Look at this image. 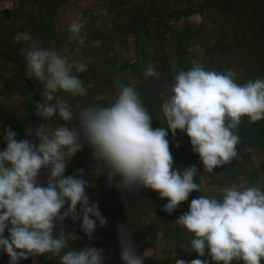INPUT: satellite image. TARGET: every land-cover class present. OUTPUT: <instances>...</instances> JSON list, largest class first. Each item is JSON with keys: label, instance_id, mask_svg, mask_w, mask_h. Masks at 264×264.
Segmentation results:
<instances>
[{"label": "clouds", "instance_id": "9594fccd", "mask_svg": "<svg viewBox=\"0 0 264 264\" xmlns=\"http://www.w3.org/2000/svg\"><path fill=\"white\" fill-rule=\"evenodd\" d=\"M83 29L84 23L77 20L67 28L69 39L76 38L78 46L85 43ZM13 41L27 45L19 52L25 58L28 77L43 86V102L35 108L37 115L43 120L58 115L64 122L71 121L76 114L59 93L73 97L87 94L75 74L86 71V65L60 51L43 48L42 41L33 38L30 31L18 32ZM79 52L80 47H76L72 55ZM236 75L231 68L205 70L196 61L187 70H177L170 89L166 85L160 93L166 127L153 128L140 93L119 82L117 97L107 105L77 104L78 128L66 124L53 128L41 123L29 133L37 141L34 143L17 140V133L10 126L4 127L6 147L0 150V250L8 255L9 264L46 253L58 256L60 264H103V249L85 246L65 251L70 241L79 239L74 232L64 231L66 217L73 222L79 220L89 238L97 222L107 226L98 202H91L86 194L85 189L94 184L83 178V169L64 175L68 161L84 144L90 147L96 164L93 178L105 174L106 166L108 179L119 178V189H151L160 198H167L161 210L168 214L187 201L190 193L199 192L196 166H186L182 171L173 167L167 136L169 132L175 136L178 130L185 133L204 171L212 173L214 168L230 164L237 154L241 118L247 116L249 123L264 119V79L239 84ZM144 76L158 77L159 72L149 63ZM42 174L46 176L43 183ZM58 221L63 230L57 235ZM174 222L193 235L190 250L199 257L207 253L215 264L264 261V190L255 185L232 184L222 190L219 199L194 197L188 210ZM117 231L124 264H143L130 230L118 225ZM175 264H209V260L177 259Z\"/></svg>", "mask_w": 264, "mask_h": 264}, {"label": "rangeland", "instance_id": "374dc122", "mask_svg": "<svg viewBox=\"0 0 264 264\" xmlns=\"http://www.w3.org/2000/svg\"><path fill=\"white\" fill-rule=\"evenodd\" d=\"M58 1L60 0H0V36L4 34V37H0V114L4 118L11 116L8 119L9 122H12L14 119L15 122H18L24 115L22 114L24 102L22 99L26 91L18 88L22 84L21 81H26L25 79L27 77L29 79L28 83L33 86L32 88L38 87L41 92L43 91V86L38 80L28 77L25 58L19 52V49L23 47V45L16 42L11 45V43L7 42L5 39L13 37V35L24 30L22 26L27 24L28 19L31 21L30 24L35 27H41L42 25L32 22L46 24L48 20L50 21L49 37L42 43L43 48L60 51L62 54L68 55L69 59H78L88 67V69H86L88 75L82 76V80L87 82L84 87L87 89V93L93 94L96 103L100 100L102 101L101 106H104L112 102L119 92L117 82L126 86L131 85L140 93L142 102L152 117V123H156L158 127H166V121L161 110L162 99L160 93L166 90V85L170 89L174 83L173 76L177 71L176 66L178 60L180 61L178 70L189 69L193 61L203 65L205 70L225 71L231 68L237 73L235 80L239 84H243L248 80H255L258 78L264 79V69H258V64L256 63L257 57L254 50H249L247 54L248 74H245V69L241 66L242 64L236 57L238 56L236 50L239 49V45L235 40L232 24L224 21L220 14L210 9L198 8L197 6L201 3V0H161L163 8H160L158 15L152 17L153 19H157V21L162 19L169 29V33L167 32L165 34L162 44L163 46L167 43L166 47L169 48L167 50L168 52L162 57H166L167 60H170L172 69L164 68L163 71L155 69L159 72V76L153 78H151V76H144L141 63L138 65L136 64V68H131L132 65L135 66L134 64L136 61L138 62V60H141L140 50L142 49L141 41L143 39V33L137 32V34L139 33V39L136 42L137 34L136 36L130 34L121 37L111 30L118 20L116 21L117 17L111 11L108 13L109 6L114 2L121 3L123 0H65L60 2V5L56 8L55 3ZM141 2V0H127V4L130 6H140ZM31 5L32 7H30ZM92 6H94V14L92 12ZM121 7H123V5ZM4 8H10L12 10V19H4V21H2L1 12ZM54 9H56V11L53 15L50 12ZM35 12L39 14L36 15ZM72 20L82 21L84 23V29L82 31L86 33V39L82 46L77 45L76 38L69 39L71 34L67 31V28ZM157 21L153 20V22ZM133 26L134 25H131V27ZM152 27L154 28L153 25ZM170 34L187 39L188 45L184 50L180 51V53H178V51L175 52L176 40L170 36ZM58 36L61 38L59 42H56L55 38ZM76 47H80V52L78 55L73 56L72 53ZM137 51H139V54H136ZM1 53L3 55H1ZM15 58L24 61L25 75H22V72H20V65ZM245 59L247 60L246 57ZM151 60L152 58L149 59V61ZM123 63H127L126 66H122ZM152 64L154 66L158 65L156 61H153ZM80 73L75 74L79 77ZM246 76L248 80L245 78ZM20 82L21 84L19 85ZM4 83H10V88H4ZM8 94L9 98L6 97ZM62 94L65 93H59L60 96ZM29 114L33 118L32 110H29ZM26 118L27 120L29 119V117ZM40 122L55 123V127L66 124L51 118L48 120L37 119V121L35 120L30 123L29 133H33ZM66 126L78 128L76 125L66 124ZM245 128L240 125L237 134L240 140L242 138L247 141L248 146H250L248 150H251V156V152L256 151V147L260 146L263 138L259 133L258 126L253 125ZM1 132L0 130V133ZM30 136V141L34 143L37 142L34 136ZM236 148L241 154H247L242 146L239 147V143ZM188 164L196 166L197 174L199 175H197V178L200 179L202 190L206 194L222 192L225 187L231 186L232 184L247 186V182L244 181L246 175L231 177L226 168V164L214 168L212 173L204 171L203 164L200 162L197 153H191ZM254 164L255 165L246 163L245 169L250 171L252 167H257V163L255 162ZM95 166L96 164L92 158L91 149L87 144H84L81 150L68 161L64 175L74 174L77 169H83V178L88 180L90 184H94V186L85 189L91 202H103L108 195H113L115 197L117 195V197H119V194L121 195L122 193V189L115 188V183L112 179L107 178L108 169L106 166H104L105 174H100L95 178L91 176V172ZM258 169L260 170L261 168L259 167ZM40 180L41 183H43L46 180V176L42 174ZM249 182L255 185L254 179H251ZM116 183H119L118 177ZM97 190H99L100 193L96 192ZM141 191L146 195L148 192L153 194L158 193L154 190L145 188H141ZM149 198L150 195L148 196V199ZM108 202H115V199L112 198V201L109 200ZM66 207L67 205H65V208ZM77 208H79V205ZM121 218L122 216L114 220L115 229H113V233H116L115 235L117 236V226L122 225ZM152 218V216L142 217L141 223L137 225L135 237L137 255L145 256L148 259L152 258L156 264H175V261L180 259L179 257L181 255L185 256L190 254V248L188 246L190 240L193 238L191 233L179 229L182 227L177 225L180 233L175 234V229L169 231L165 229L166 222L158 220L156 223H153ZM80 223L79 220L73 222L72 219L67 217L63 221L65 232H74L79 236L78 240L69 242L68 249H65V251L72 248L80 250L85 246H94L87 243L94 237V233L92 237L89 238V236L81 230ZM99 226V222H97L95 230H97L98 234ZM62 230L63 225L58 221L55 230L56 234L58 235ZM7 235L8 233L5 231V236ZM166 236L171 237V239H168L169 237L165 239ZM149 238H151L150 241H148ZM176 242H178V245H176ZM110 251L115 254L117 248H111ZM197 258L200 259L202 257L197 256ZM119 261L121 264H124L121 258H119ZM232 263L238 264L236 261ZM0 264H9V257L3 250H0ZM20 264H60V261L58 256L46 253L34 257L29 256L28 259L21 260Z\"/></svg>", "mask_w": 264, "mask_h": 264}, {"label": "trees", "instance_id": "16d2710c", "mask_svg": "<svg viewBox=\"0 0 264 264\" xmlns=\"http://www.w3.org/2000/svg\"><path fill=\"white\" fill-rule=\"evenodd\" d=\"M63 1L65 0H60L56 2L55 7L58 8L60 2ZM141 1L142 2L140 6H130L127 4V0H123V2L121 3L119 2L112 3L111 6H109L108 13L109 11H111L117 17V19L115 18L116 21L117 20L118 21L117 23H115L114 27H112L111 30H113L112 31L113 33L115 32L121 37L128 36L130 34L131 35L134 34V36H136L137 32L143 33L142 36L143 39L141 41L142 49L140 50L141 60H138V62L136 61L134 64L135 66L132 65L131 67L132 69L136 68V64L138 65L141 63L143 67L141 68L143 69L144 72L147 65L149 63L152 64L153 61H156L158 63V65L155 66V69L162 71L164 70V68L172 69V64L170 63V60H167L166 57H162L165 53L168 52L167 50L169 47L168 48L166 47L167 43H165L163 46L162 44L164 42L165 34L167 32L169 33V29L165 25L162 19L157 21V19H153L152 17L158 15L160 8H163L161 0H141ZM32 5L30 7H32ZM122 5L123 7H121ZM197 7L210 9L213 12L220 14L221 18L224 19V21H227V23L232 24L234 37L239 45V49L236 50L238 55L236 57L238 58V61L242 64L241 66L245 69V74H248L247 54L249 50L255 51L254 53L257 57L256 63L258 64V69L259 68L260 70L264 69V0H201V3ZM55 11L56 9L51 10L50 13L54 15ZM1 14H2V21H4V19L7 20L12 19L13 14L10 8H4ZM37 14L39 13H36V15ZM153 20L154 21L156 20L157 22H153ZM30 23L31 21L28 19L27 24L22 26V29H24L25 31H30L33 38L41 40L42 43L46 41V39L49 37V30H50L49 28L51 26L50 21L48 20L46 24H43L41 22H32L42 25L41 27H35ZM131 25L134 26L131 27ZM152 25L154 26V28L152 27ZM24 30L22 31L19 30V31L24 32ZM138 34L136 37V42L139 39ZM170 36H172L176 40L175 52L178 51V53H180V51L184 50L187 47L188 43L186 38L177 35L174 36L172 34H170ZM0 37H4V34H2V36ZM60 38H61L60 36L56 37L55 41L59 42ZM5 39L7 42L11 43V45L12 43H14L13 37L10 38L8 37ZM20 44H22L23 47L27 46L25 43H20ZM149 49H151V51H149ZM138 52L139 51H137L136 54H139ZM1 55L3 54L1 53ZM245 57L247 58V60L245 59ZM151 58L152 60L149 61V59ZM15 59L17 63L20 65V72H22V75H25L24 61L17 58ZM126 64L127 63L125 64L123 63L122 66H126ZM179 65H180V61L178 60L176 70H178ZM86 69H88V67H86ZM84 75H88V71H84L80 73L79 78L82 81L83 86L87 84V82H84L82 80V76ZM245 78L247 79V76ZM25 80L26 81H21L22 84L21 82L19 83V85L21 84V86L18 85L19 86L18 88H20L21 90L24 89V91H26V93L23 94L24 97L22 99V101H24L22 107L23 109L22 114H24L23 118L18 120V122H15L14 121L15 119L13 118L14 120H12V122H9L8 119L11 116L4 118L0 114V130L2 131L0 133V150H3L4 147H6V142L3 140V135H2L4 127L10 126L12 130H14L17 133L16 135L17 140H21V139L30 140L31 137L29 134L30 123L34 122L35 120L37 121V119L42 120V118H40L37 115L35 110L36 104L38 102H43V98L41 97V91L39 90L38 87L32 88L33 86L28 83L29 79L27 77ZM3 86L4 88L9 89L10 83H4ZM61 96L66 100H68L69 104L73 109V112L76 115H78L79 113V108H77L78 103L81 107L89 106L92 104L101 106L102 104V101L100 100L96 103L93 94L89 92L84 96L73 97L67 93L62 94ZM6 97L9 98V94L6 95ZM29 110L33 111V118L29 114ZM76 115H74L73 119L69 122H64L63 120H61V118L58 115H53L51 119L58 122L66 123L67 125H76L77 127H79V123L77 122ZM26 117H29V119L27 120ZM40 124L41 122L38 124V126ZM45 124H49L53 128H55L54 125L55 123L52 124L51 122H47ZM240 125L244 126V128L253 125L258 126L260 131L259 133L261 134L263 140L261 141L260 146L256 147L257 148L256 151L251 152V156H250L251 150H248L250 146H248L247 141L241 138V140H239V147L242 146L243 150L245 149L247 154L246 153L241 154L240 151L236 150L237 154L235 158L232 160L230 164H226V168L228 169L229 175L231 177L246 175L244 181L247 182V186H253L254 183H250L249 181H251V179H254L255 185L261 188L262 190H264V119L257 121L255 123H249L248 117L244 116L241 118ZM152 127L157 128L158 126L156 125V123H152ZM167 139L169 140L170 151L174 158L173 167L175 169L182 171L184 167L189 166L188 161L190 160L191 153L193 152L192 146L189 142V138L185 133L178 130L175 136H173L172 133L169 132ZM177 142H179V147L176 146ZM255 162L257 163V167L255 168L252 167L250 171H247L245 169L246 163L255 165L254 164ZM259 167L261 168L260 170L258 169ZM116 180L117 178L112 179V181L115 183V188L119 189V183L117 184ZM195 180L201 186L200 179L197 178V176L195 177ZM96 192L100 193L99 190H97ZM221 193L222 192L206 194L203 192L201 186V190L199 192L193 191L192 193H190L188 200L179 204L171 214H168L165 211L161 210L162 206L165 203H167V198H160L158 193L153 194L151 192H148V194L146 195L143 191H141V189L140 191L134 189L131 191H126L122 189V193L121 195L119 194V197H117V195L115 197L113 195L105 194L108 196L105 197L103 202H98V206L101 214L106 218L107 226L106 227L99 226L98 228L99 234L97 233V230H95L93 232L94 237L90 239L87 243L94 245L93 247H96L98 249H103V256L105 258L103 264H121L119 261L121 255L120 246H119L120 244L119 236L115 235L116 233L115 234L113 233V229H115L114 228L115 218H119L122 216L121 218L122 225H124L126 228L130 230L131 239L134 241L136 246L135 237L137 232V225L141 223L142 217L152 216L153 223H156L158 220H162L163 222H166V227H165L166 230L168 229L169 231L171 229H175L176 230L175 234H179L180 231H178V226L175 224L174 221L179 217V215L182 212H186L188 210V205L192 198L197 197L199 195H207V196H215L216 198L219 199L221 198ZM149 195L150 198L148 199ZM112 198L115 199V202H108L109 200L112 201ZM179 229L185 230L183 227ZM168 237L166 236L165 239H167ZM168 239H171V237H169ZM150 240L151 238L148 239V241ZM176 245H178V242H176ZM111 248L112 249L117 248V252L113 254L110 251ZM196 255L197 254L195 252H192V250H190L189 255H185V256L181 255L179 258L185 261H191L193 259H197L198 255L197 256ZM142 258H143V264H149V263L156 264V262H154L152 258L148 259L145 256H142ZM200 259H208L209 264H215V262L211 261L207 253L205 254L204 257ZM238 264H243V262L240 263L238 262ZM261 264H264V261H262Z\"/></svg>", "mask_w": 264, "mask_h": 264}, {"label": "crops", "instance_id": "0c3cea01", "mask_svg": "<svg viewBox=\"0 0 264 264\" xmlns=\"http://www.w3.org/2000/svg\"><path fill=\"white\" fill-rule=\"evenodd\" d=\"M87 8H88V7H87ZM93 8H94V6H92V12H93V14H94L95 12H94ZM59 11H60V10H59ZM58 14H59V13H58Z\"/></svg>", "mask_w": 264, "mask_h": 264}]
</instances>
